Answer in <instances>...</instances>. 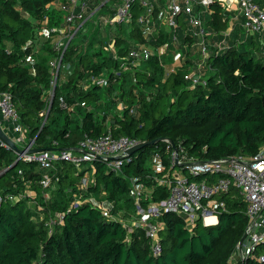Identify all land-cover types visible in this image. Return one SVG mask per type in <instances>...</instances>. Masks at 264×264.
Segmentation results:
<instances>
[{"label":"trees","instance_id":"16d2710c","mask_svg":"<svg viewBox=\"0 0 264 264\" xmlns=\"http://www.w3.org/2000/svg\"><path fill=\"white\" fill-rule=\"evenodd\" d=\"M55 1L0 0V93L12 94L25 140H34L33 148L73 152L87 136L107 134L148 145L127 155L119 171L103 159L82 168L60 160L48 171L52 182L44 188L45 170L0 141V195L7 197L0 206V264H228L248 226L247 203L236 187L216 197L215 225H207L199 215L189 228L182 216L164 214L159 220V255L142 228L129 232L124 221L135 218V187L144 191L142 204L149 205L168 197V185L161 181L173 179L177 168L189 180L209 177L190 175L175 165L177 157L204 162L259 154L264 144V35L240 28L227 45L217 48L231 16L224 3L213 1L203 16L212 46L207 82L192 88L185 75L193 62L166 73L178 45L173 31L161 28L147 41L138 22L145 13L139 3L132 22L106 26L100 16H113L120 0L102 6L105 0H91L90 13L96 12L70 42L64 57L70 69L60 76L48 108L50 63L57 55L58 37L52 30L65 20L61 7L51 8ZM180 23L176 36L191 48L197 39L184 34L186 24L182 19ZM111 40L117 59L104 49ZM145 44L154 49L167 44L169 53L160 57L155 51L139 68L124 70V58ZM92 76L107 77V85L86 90L83 86ZM86 177L91 182L82 187ZM99 202L113 203L117 218L104 216ZM57 214L63 215L62 222ZM261 253L264 244L256 251Z\"/></svg>","mask_w":264,"mask_h":264},{"label":"built area","instance_id":"2783aa9c","mask_svg":"<svg viewBox=\"0 0 264 264\" xmlns=\"http://www.w3.org/2000/svg\"><path fill=\"white\" fill-rule=\"evenodd\" d=\"M213 1L215 0H121L113 17L100 16V20L106 26L130 23L134 18V6L139 3L145 9V13L138 18V22L147 31V33L145 32L147 38L151 28H156L159 25L173 31L175 33L174 42L178 43L176 31L181 26L180 19L182 18L184 20L186 18L187 23L198 29L199 36L202 38L207 36L208 32L200 19L198 7L207 9ZM218 1L224 3L226 7L239 2L243 10L244 28L247 33L264 35V0ZM160 5L163 6L160 7ZM61 8L65 11L64 24L54 27L52 30L58 34V37L55 40L57 55L50 63L52 81L48 108L52 105L60 76L70 69V65L64 61L70 42L86 28L87 21L96 12L93 10L90 13V0H67L65 4L61 5ZM104 49L111 52L113 58L117 59L115 40L108 42ZM201 52L205 58L208 57V48L204 43L201 46ZM152 55L153 50L150 47L137 45L124 58L122 67L124 70H127L129 66L137 69L142 62L150 60ZM120 74L119 71L116 72L117 76ZM185 79L191 83L192 88L207 82V78L201 73V70L187 73ZM107 82V77L92 76L83 87L86 90L92 86L105 87ZM59 101L64 109L68 108L64 97H60ZM82 106H85V103H82ZM0 114L3 121L9 122L15 132L23 134L20 116L16 111L13 96L9 92L0 93ZM23 140L24 138L20 139V142ZM33 143L34 140L27 142L24 149L27 151L32 149ZM140 143L136 138L129 136L114 137L112 134L99 138L87 136L80 142L77 152L45 150L40 153L28 154L26 151L20 158H23L25 162H37L45 170L41 184L44 188H48L52 182L48 171L52 170L60 160L72 162L82 168L85 163L92 164L97 159H103L108 162L111 168L119 171L127 152ZM3 145L9 148L6 144L3 143ZM179 163H188L183 167L190 175H208L215 180L211 181L210 178H207L202 181H194L189 180L186 176L175 174L173 179L161 181L168 185V197L161 202L149 205L142 204L144 191L135 187L133 189L136 205L135 218L128 222L124 221L125 226H130L129 232H132L133 227L142 228L151 239L154 253L159 255L163 250L160 242L161 224H159V220L164 214L175 213L182 216L189 228H192L199 215H202L208 225L205 215L214 213L217 215L216 209L219 203L216 197L227 193L232 187H236L241 191L247 203L248 226L244 241L239 243L228 264H248L249 259L264 263V254H256L258 247L264 244V144L259 154L250 159L237 156L215 161H179ZM89 182H91L90 179L84 178L82 187H85ZM5 199L7 197L0 195V206L5 202ZM91 200L87 199L86 201L91 202ZM97 205L104 216L111 219L117 218L111 211L113 203L106 205L104 202H99ZM63 218L62 214H57V219L60 222L63 221Z\"/></svg>","mask_w":264,"mask_h":264},{"label":"crops","instance_id":"0c3cea01","mask_svg":"<svg viewBox=\"0 0 264 264\" xmlns=\"http://www.w3.org/2000/svg\"><path fill=\"white\" fill-rule=\"evenodd\" d=\"M109 1V0H108ZM107 0H105V2H103L102 4H101V6L102 5H104L105 3H107L108 2ZM67 2V0L66 1H64V0H57V1H55L54 3H52L51 4V8H55V9H57V8H60L61 7V5L62 4H65ZM113 2H111V6H114V4H112ZM120 3H121V0H120V2L118 3V4H115V7H116V9L120 6ZM90 5H92L91 4V0H90ZM163 5H160V7H162ZM100 8V7H99ZM227 9L229 10L228 12L230 13V16H231V20H230V28L228 29V31L225 33V37H224V39L218 44L217 43V48H222V47H224L225 45H227V40H229L233 35H235V33L237 32V30L238 29H244V22H243V19H244V14H243V10H242V7H241V5H240V3L239 2H235L234 4H232L231 6H229V7H227ZM198 11L200 12V19H201V21H202V23H203V25H204V27H205V22H204V20H203V16H205L206 14H207V9H204V8H202V7H198ZM102 16H104V15H102ZM107 17H113V16H107ZM182 22H184L186 25H183V31H184V34H188V35H191V36H195L196 37V39L197 38H199V40L197 39V41H196V43H194L193 44V46L195 47V46H197L198 44L199 45H201L202 46V44L204 43L206 46H207V48H208V50H210L209 52H208V57L207 58H205L204 56H203V53L200 51V49H199V51H197V53L198 54H196V53H191L190 51V49L193 47H191V48H188V46H186V48H188V54H190V57H189V59L187 60V61H191V62H193L192 60H194V61H197L198 62V57L200 56V60H203V61H205V59L208 61V59H209V57H210V54H211V41H209V38H208V35L210 34L209 33V31L207 30V28H206V30H207V32H208V34H207V36H205L204 38H202L201 36H199L198 34V29L197 28H195L194 26H191L189 23H187V19L185 18V20H184V18H182ZM48 23V20L47 19H45L44 21H43V24L44 25H46ZM63 24H64V21H63ZM62 24V25H63ZM181 27V26H180ZM190 28H194V31L192 30V29H190ZM145 32L147 33V31L145 30ZM40 33H43V31H41ZM40 33H39V35H40ZM145 33V34H146ZM145 38L147 39V41H149V36H148V38H147V34L145 35ZM178 42H179V39H178ZM181 43V42H180ZM177 44V43H176ZM145 45H147L148 47H150L152 50H153V54H154V52L156 51V53L160 56V57H163V55H165V54H168L169 53V50H168V48H167V50H165L163 53H165V54H163V53H160L159 51H158V49H154L152 46H150V45H148V44H145ZM215 46V45H214ZM177 51L178 50H176V51H174V52H172V54L174 55H176L177 54ZM193 63H195V62H193ZM205 63V62H204ZM200 64V63H199ZM205 65H207V62H206V64ZM177 71V70H176ZM175 71V68H173V67H171V66H166V73H167V75H168V73H173V72H176ZM190 72H196V70L195 69H193V68H191L190 70H189ZM0 123H1V126H2V128H3V130L5 131V133L12 139V140H14L15 141V143L18 145V147L19 148H25L26 146H27V141L25 140V137H24V135L23 134H19V133H17V132H15L14 131V129H13V127L11 126V124L9 123V122H4L3 121V118H2V116H1V114H0ZM5 125H8V130H6L4 127H5ZM10 128H11V130H10ZM24 138V140L22 141V142H20V139H23ZM175 174H178V175H182V176H185L183 173H181V171H180V173H176L175 172ZM208 178H210L211 179V181H214L215 180V178H212V177H208ZM208 223V225L210 224H217L218 223V217H216V219L214 218H211V220L209 221V222H207Z\"/></svg>","mask_w":264,"mask_h":264},{"label":"rangeland","instance_id":"374dc122","mask_svg":"<svg viewBox=\"0 0 264 264\" xmlns=\"http://www.w3.org/2000/svg\"><path fill=\"white\" fill-rule=\"evenodd\" d=\"M160 24H161V22H160ZM161 28H164V27H160L159 25H157V27L156 28H151V31H150V33H149V40H151L152 38L154 39V38H156L159 34H160V29ZM190 29H192L193 31H194V28H190ZM79 39V38H78ZM198 40H199V38H197ZM178 45H176V50H178L177 51V54L175 55H173L174 57L172 58L173 59V61H172V65H169V66H171V67H173V68H175V71L177 70L178 71V69L179 68H181V66H183L184 64L185 65H188L189 66V64L187 63V60L189 59V57H190V54H188V48H186V46H184V45H182L181 43H180V41L177 43ZM169 46L166 44V45H164V46H161V47H159V49H158V51L160 52V53H163L165 50H167V48H168ZM199 49H200V51H201V45H197V46H193L190 50V52L191 53H196V54H198L197 53V51H199ZM210 50H208V52H209ZM163 54H165V53H163ZM163 57H164V55H163ZM172 59H169V60H172ZM198 59V62L197 61H194V60H192L193 62H195V63H193L192 65H190V67L188 68V69H191V68H193V69H195L196 70V72L197 71H199V70H201V73L203 74V75H205L206 73H207V66L205 65L206 64V62H207V60L205 59V61H203V60H200V56L197 58ZM205 62V63H204ZM200 63V64H199ZM168 66V67H169ZM201 68V69H200ZM190 71H188L187 73H189ZM6 130H8V125H5V127H4ZM10 130H11V128H10ZM180 171H181V169H179V168H177L176 170H175V172L176 173H180ZM27 194L28 195H31V196H34L35 195V193L34 192H32V191H27ZM216 203H217V201H216ZM29 204L31 205V206H33L34 205V203L33 202H29ZM214 210H215V207H214ZM215 212V211H214ZM205 217H206V222H209L210 220H211V218H215L216 219V217H217V215L214 213L213 215H211V214H206L205 215ZM40 218H42V214H40ZM129 221V220H128Z\"/></svg>","mask_w":264,"mask_h":264},{"label":"water","instance_id":"95a60500","mask_svg":"<svg viewBox=\"0 0 264 264\" xmlns=\"http://www.w3.org/2000/svg\"><path fill=\"white\" fill-rule=\"evenodd\" d=\"M0 141L4 144H6L10 149L14 150L19 158L21 157V155H23L27 150L24 148H19L18 145L15 143L14 140H12L3 130L1 123H0ZM146 145H148V143H140L139 145H137L136 147L132 148L131 150H129L127 152V155H132L134 153H136L137 151H139L141 148L145 147ZM46 149H39V148H32L30 150L27 151L28 154H35V153H40L42 151H45ZM175 165H188V163H179V158H176V164ZM214 225V224H211ZM245 237L243 238L242 241H244Z\"/></svg>","mask_w":264,"mask_h":264}]
</instances>
